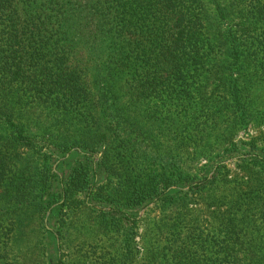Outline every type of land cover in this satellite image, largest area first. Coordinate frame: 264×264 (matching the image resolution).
<instances>
[{"label":"trees","instance_id":"obj_1","mask_svg":"<svg viewBox=\"0 0 264 264\" xmlns=\"http://www.w3.org/2000/svg\"><path fill=\"white\" fill-rule=\"evenodd\" d=\"M36 106L80 135L44 151L26 118ZM255 121L264 123V0H0V260L28 211L42 226L47 212L60 220L63 238L85 208L116 238L96 264H136L140 252L142 264H264V147L253 141L240 156L244 175L222 159ZM201 158L212 165L194 171ZM197 197L217 225L192 216ZM151 204L164 217L138 251L137 213ZM54 246L56 264H90Z\"/></svg>","mask_w":264,"mask_h":264},{"label":"rangeland","instance_id":"obj_2","mask_svg":"<svg viewBox=\"0 0 264 264\" xmlns=\"http://www.w3.org/2000/svg\"><path fill=\"white\" fill-rule=\"evenodd\" d=\"M258 92V91H257ZM255 96H260L257 94ZM260 100V99H258ZM26 118L31 123L30 132L37 134V137L41 139L40 145L44 151H57L58 147L55 145V142L64 138L65 135L75 136L80 135V129L78 126L69 122H63L60 117L53 115L49 112V109L44 106H36L30 109H27ZM259 122L255 121L248 125L246 129H241L237 132L234 139L236 142H239V147L235 154L231 156V152L224 154L222 156L223 163L226 164L231 173L234 176L235 174L244 175V172H240V169L236 165L240 160V156L244 154L249 156V151L255 149L251 146L254 141L259 147H264V123L259 125ZM74 149L82 151L83 149L75 147ZM103 150H99L95 153V156L100 158ZM220 156L216 160H219ZM215 162V161H214ZM240 163V162H239ZM208 164V168L212 165V162L205 158H201L197 163L194 171H197V168H201L203 165ZM210 164V165H209ZM56 165V163H55ZM73 165V164H72ZM190 163L187 165L186 169L190 168ZM67 172L68 166H59L56 168L58 173ZM239 172V173H238ZM212 175V174H210ZM101 182L97 186L104 185L107 183L108 176L104 174L100 176ZM174 187V186H173ZM184 189H188L189 186H183ZM57 188V181L50 186L49 192H53ZM214 193V192H212ZM196 200V199H195ZM210 200L202 201L197 197V202L190 205L192 216L197 217L201 220H208V223L217 225L220 221L217 219L216 215L212 212L214 207L208 206ZM88 206H93L95 208V213L98 214L102 210L99 205H94L90 202H86ZM106 211H109L110 206L104 207ZM65 210H67L65 208ZM64 210V211H65ZM68 220L63 212H61L60 219L65 218L67 223L65 225L69 228L68 231L63 232V238H60V235L57 234L56 230L60 227V220L57 218L48 220V212L44 217V226L41 225L40 219L37 220L36 215L32 214L30 211L27 212L29 216L25 227L23 229L22 235L16 233L17 235L11 240L10 249L7 258L0 260V264H56L57 263V250L55 249V242L60 243L59 253L60 255L67 253L69 259L73 263H81L82 261H90V264L94 263L95 258L101 255L105 251V247H110V241L115 242V237L104 238L103 233L100 232V227L96 226L93 217L89 214L87 209H77L74 211ZM174 212H167L168 223H171ZM162 211L156 206L151 204L148 208H140L137 213V226L135 241H136V250L142 251L144 248V242L146 238L155 239V226L157 223H161ZM171 217V218H170ZM166 219V220H167ZM205 221L203 225L205 224ZM132 223L127 222L126 227L131 226ZM46 229L54 231V234L45 231ZM62 230V228H61ZM56 236V237H55ZM145 236V237H144ZM109 241V242H108ZM142 255L136 258V264H142Z\"/></svg>","mask_w":264,"mask_h":264}]
</instances>
